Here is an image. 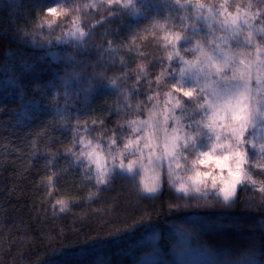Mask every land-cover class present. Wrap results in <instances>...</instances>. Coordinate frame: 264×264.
Wrapping results in <instances>:
<instances>
[{
  "label": "trees",
  "instance_id": "16d2710c",
  "mask_svg": "<svg viewBox=\"0 0 264 264\" xmlns=\"http://www.w3.org/2000/svg\"><path fill=\"white\" fill-rule=\"evenodd\" d=\"M88 2L0 0V264H135L152 228L161 230L160 256L169 261L170 226L194 213L233 217L241 235L221 239L212 230V236L191 237L192 244L237 253L250 245L264 255L260 158L246 165L255 187L240 185L230 207L215 202L206 208L167 181L154 195L124 175L98 185L94 169L75 160L81 134L104 146L113 138L121 142L131 133L128 122L145 117L174 89L169 76L157 80L174 66L161 41L165 30L186 31L182 17L189 15L173 0H137L140 15L107 0L84 9ZM205 2L219 7L220 0ZM249 2L259 13L255 24L264 26L261 0H229V11ZM77 18L87 34L83 46L65 41ZM113 79L118 88L110 86ZM121 90L130 93L127 100ZM187 101L194 109L197 101Z\"/></svg>",
  "mask_w": 264,
  "mask_h": 264
},
{
  "label": "clouds",
  "instance_id": "9594fccd",
  "mask_svg": "<svg viewBox=\"0 0 264 264\" xmlns=\"http://www.w3.org/2000/svg\"><path fill=\"white\" fill-rule=\"evenodd\" d=\"M133 2H135V8L139 9V12L135 9H128L133 15L142 14L143 10L137 4V0H119L121 5ZM173 3L179 11L189 13V15L182 17L186 21L184 25L186 31H165L161 41L164 48L163 54L167 61L175 60L178 63L179 67L175 68L177 77L180 76V70L186 69L188 65L203 69L200 73V86L207 90L208 95L200 103L195 104L191 113L185 109L181 100H175L172 103V107L175 109L172 112L175 128H170L169 132L177 138V142L169 148L168 152L172 168L168 174L169 184L174 192L185 194L184 189L187 188L188 192L185 195L207 193L209 196L223 199L221 188L227 187L231 190L237 179H241L243 183H250L254 180L246 168V165L249 164V156L245 146L257 150L259 155H261V149H264V84L258 85L254 79V83L249 87L247 83L239 79H231L232 72L224 68V62L230 60L232 55L240 52L241 49L232 48L231 52L225 55L227 49L223 43V38L227 36L231 44L235 43V40L232 39V33L237 31L235 25L237 18H239V27L243 28L244 31L241 32L238 39L243 41L246 35L252 34V43L255 45L259 43L257 35H264V33L259 32V29L264 28V26L254 25L258 14L253 11V7L247 6L251 2L244 7L240 6L239 12L236 8L235 11H230L229 23L232 27L228 30H225L220 22L225 19L226 12L229 11V0H220L218 9L214 8L211 3H206L205 0H173ZM107 4H114V0H107ZM224 4H227L228 7L221 10L220 6ZM83 7L84 9L97 8V0H89ZM193 24L196 25L195 28ZM81 31L86 33L80 27V21L77 18L73 28L67 32V36L71 37L77 46H83L84 38L87 35L81 37ZM201 31L208 37L206 42L196 38ZM217 32L220 34L215 35ZM72 33H75V36H72ZM184 37H187V40ZM212 40H215L216 43H209ZM182 41L185 42L184 49L179 47ZM197 46L202 47L203 53L211 59V66L200 52L193 55V50ZM185 52H191V58L187 57ZM257 59H264V56L258 58L253 52L251 61L254 65ZM217 69H223L227 79L221 78L217 74ZM140 70L145 76L148 75L143 64L140 65ZM165 76H168L167 67L157 77L158 81L162 82ZM139 79L138 76L137 80ZM217 80H219V86H217ZM115 81L116 83L110 86L118 88L117 80ZM174 86L176 85L173 84L172 87ZM183 90L190 94L193 92L191 85ZM121 91L127 100L130 93ZM176 109H181L185 115L198 112V118L193 120L190 130L182 123L184 116L176 114ZM158 110L157 108L150 109L148 118L154 117ZM170 111V109L165 108L164 117H168ZM133 121L139 123V120ZM151 123L149 119L150 127L147 129L149 132L151 131ZM197 125L207 135H201ZM158 135L163 139V133H158ZM79 138L83 141L84 146L80 147L78 152L73 153L75 160L83 161L86 167L91 166L94 169L96 182L101 181L100 183L97 182L98 185L107 183L108 177L112 173V156L115 155L119 161L118 152L106 155L105 151H102L100 143L94 142L86 134H81ZM201 141L203 146H200ZM126 143L127 141L124 144ZM128 149L126 153L132 157L129 160L138 161V155L132 154L131 145L128 146ZM105 158L108 161L107 167H105ZM261 161H258L257 164H261ZM168 162L165 161L166 164ZM160 170L159 166H155L146 171L140 167L139 163L133 169L134 172L138 173L136 176L143 191L149 176L158 175ZM124 171H127V166ZM128 174L132 175L131 172ZM196 188H199V192L196 191Z\"/></svg>",
  "mask_w": 264,
  "mask_h": 264
},
{
  "label": "snow or ice",
  "instance_id": "6c2138e0",
  "mask_svg": "<svg viewBox=\"0 0 264 264\" xmlns=\"http://www.w3.org/2000/svg\"><path fill=\"white\" fill-rule=\"evenodd\" d=\"M261 3H264V0H261ZM114 4H120L119 0H114ZM247 6L249 8L252 7L250 3ZM122 7L125 9L128 8L135 9V11L139 12V9L135 8V2L130 4H123ZM227 7H228L227 4L220 6L221 10ZM235 8L237 9V12H239L240 5L236 4ZM46 11L54 15L60 14L57 12L56 7H48ZM230 18H231V12L228 11L226 12L225 19L222 22L218 21L222 24V27L225 28V30H228L230 27H232V25L229 23ZM245 23H247V21H245ZM262 23H264V20H262ZM49 27H51V25H49ZM193 27L195 28L196 25L193 24ZM209 27L211 26L209 25ZM235 27L237 31H234L232 33V39L235 40L237 48L241 49V51L236 54H233L230 60H225L224 68L231 70L232 72L231 79H239L240 81L247 83L249 87H251L254 79L258 85L264 84V59H257L255 64L256 66L255 75H253L254 64L251 61V56L253 52L258 58L264 56V51H262V48H264V35H260L259 43L254 45L252 43V34L246 35L243 41H240L238 39L241 32L244 31L243 28L239 27V18H237ZM213 31H215V29H213ZM259 32L264 33V28L259 29ZM66 35H68V33H66ZM84 35H86V33L81 31L80 36L83 37ZM72 36H75V33H72ZM57 39L60 38L58 37ZM184 39L187 40V37H184ZM188 42L190 43V41ZM209 43L215 44L216 41L212 40L209 41ZM223 43L227 49V52L225 53V55H227L232 50V44L229 42V38L227 36L223 38ZM109 44H111V42H109ZM179 47L181 49H184V46H182L181 44L179 45ZM196 52H200L201 54H203L205 56V60H207L209 65L211 66V59L206 54L203 53L202 47L197 46V48L193 50V55H195ZM173 61L175 60H170V62ZM168 67H171V63L168 65ZM202 71L203 69L192 65H188L186 69L180 70V76L179 79L177 80V83L181 85L184 84L191 85V87L193 88V92L191 94L186 93L183 90L184 89L183 86L181 87L174 86L173 88L177 93H182L184 97H188L190 100L196 99V101L200 103L203 100V98L208 95L207 90L204 87L200 86V79H201L200 73ZM217 74L221 76V78L227 79L223 69H217ZM168 76L171 79L175 80L177 78L176 69L172 68L171 72H168ZM189 81L190 83H188ZM109 83L110 85H114L116 81L113 79L109 81ZM216 83L217 86H219V80H217ZM64 84L65 86H67L68 84H70V81L65 78ZM65 95H67V93H65ZM167 95L169 96V100L165 102V106L163 109L158 108L157 105H153V108L159 109L154 117H149L147 119L140 120L138 124L135 121L128 122L130 132L133 135L127 139V143L123 145V149L117 148V152L119 154V161L117 162V158L115 155L112 156V169H111L112 173H114L117 169H119L121 173L131 172L133 178L138 174L137 172L133 171L137 163H139L140 167L146 171L155 166L160 167L161 169L160 173L155 176L150 175L148 181L145 183L144 191L147 193H157L158 189L161 186L162 173H166V176L168 178L167 182L170 183L168 174L172 171V168H171L168 152H169V148L176 144L177 138L169 132L170 128L173 129L175 128L173 124V116H172V112H174L175 109L172 107V104L171 107H169V104L171 103L172 94L168 93ZM148 99L151 101L154 99V97H148ZM176 100H180V99H176ZM165 108L171 110L169 112L168 117H164L163 115ZM149 119L152 122L150 132L147 131V129L150 127ZM187 128L190 130L191 124H189ZM197 129L200 131L201 135H207V133L203 132V130L200 129L199 125H197ZM158 133H163V139H161V136L158 135ZM115 135L116 134L114 132L113 137H115ZM78 143L82 147L84 146L83 141L80 140V138L78 140ZM116 145H117V140L115 138L111 139L110 144L107 147V151L109 154L112 153V148L113 146ZM129 145H131L132 154L138 155L139 157L138 161H131L127 159V162H125L126 152L129 150L128 149ZM200 146H203L202 141ZM102 151L105 150L102 148ZM246 151L249 156V150L247 147H246ZM253 155H255V153ZM260 159H264V149H261ZM166 160L169 161L167 164L165 163ZM107 165H108V161L107 158H105V167H107ZM126 166H127V171H124ZM256 167L264 168V164H256ZM97 182L100 183L101 181L98 180ZM256 183L257 182L255 180L250 181V184L253 185L254 187L256 186ZM242 184H244L242 180L237 179L236 183L231 187V190H229L227 187L221 188V192L223 193V199H222L223 206H227V207L232 206L234 197L237 192V186ZM196 191L199 192V188H196ZM259 191L261 193H264V184L260 185ZM184 192L185 194H187L188 189L185 188ZM203 198L207 200L208 194L204 193ZM216 198L217 197H212V200H216ZM57 203L61 205L62 210L64 207H66L63 201H57ZM207 206H212L211 201Z\"/></svg>",
  "mask_w": 264,
  "mask_h": 264
},
{
  "label": "rangeland",
  "instance_id": "374dc122",
  "mask_svg": "<svg viewBox=\"0 0 264 264\" xmlns=\"http://www.w3.org/2000/svg\"><path fill=\"white\" fill-rule=\"evenodd\" d=\"M218 9L219 7H214ZM254 25L255 22H254ZM257 26V25H256ZM220 33L217 32L215 35H219ZM259 35H257V40L259 41ZM202 40V42H206L208 37L204 35V32L201 31L200 34L196 37ZM72 39L71 37L66 35L65 41H68ZM182 46H185V42H181ZM207 46V44H206ZM233 49H237V46L235 43L232 44ZM187 57L191 58L192 53L189 52V54H185ZM174 63L173 68H178L179 65L176 61H173ZM177 65V67H175ZM170 69L169 72H171L172 67H168V70ZM256 72V66H253V75H255ZM179 77H177L174 81V84L176 87H181L183 86L184 88L190 86L188 84L181 85L177 83V80ZM190 83V81L188 82ZM254 83V81H253ZM171 96V103L169 104V107H171V104L174 103L176 99H180L184 106L185 109H187L190 113L191 110L193 109L191 104L187 101L188 97H184L182 93H177L175 89L171 90L170 92ZM167 93V94H168ZM169 100V96L166 95L162 100H157L154 105H157L158 108L163 109L165 106V102ZM153 108V105L151 106L150 109ZM149 112V111H148ZM176 114L177 115H183L184 120L182 123H184L185 127L187 128L189 124L192 125L193 120L198 118V112L197 113H192L190 115H185L184 112L181 109H176ZM148 118V113L145 117H140L137 120H144ZM133 134L130 133L129 136H126L121 142H117L116 146H113L112 148V153L117 152V148L123 149L124 143L127 141V139L132 136ZM101 145V144H100ZM109 145V144H108ZM108 145H101V147L105 150V154H108L107 147ZM249 150V164H252L255 160L260 158V155L258 154L257 150L252 149L251 147L247 146ZM147 151V150H146ZM255 153V155H253ZM253 157V158H252ZM132 158L129 154L126 153V160ZM118 162V160H117ZM247 168V167H246ZM116 175H124L128 176L131 178L137 188L144 194L147 195H154L156 193H147L142 190L141 185L139 183L138 177L133 175H129L128 173H121L119 169H117L114 173H111L110 177L116 176ZM168 178L166 176V173H162L161 175V186L158 189L157 192L160 191L162 184L164 181H167ZM240 185L237 186V190ZM180 196H182L186 200H191L192 202L196 203L197 207H202L206 208L209 207L207 206L209 202L211 201V204L214 205L215 202H220L222 203V198L217 197L216 200H212V196L208 195V199L211 198L209 201L208 199L205 200L203 198V195L200 194H191V195H185L183 193H180ZM237 195V192H236ZM236 195L234 199L236 198ZM202 199L204 201H202ZM208 202V203H207ZM233 217L230 216H225L221 214H216V215H209V214H190L188 215L184 220L177 224H173L169 228V233L172 236V247L170 250V254L168 256V260L166 261L165 257L160 256L161 255V250H160V236H161V230L159 228H152L144 237V239L140 243V247L143 248L145 251L144 255L138 256L137 259L135 260V264H264V255L262 252L256 251L255 248H251L250 245L247 246L246 251L242 252H234L233 250L229 249L227 246H219V247H214L213 245H209L212 243H207L205 245L199 244L195 242L196 245L192 244L191 237L195 236L196 237L199 235L201 237H205V235H210L211 231L214 230L217 233V236L221 237L223 239L222 234L229 235L232 234H238V232H241L240 228L235 225L234 222L231 221ZM236 226V227H233ZM210 231V232H208ZM235 231V232H234ZM241 235V234H238ZM251 235V234H250ZM248 236V235H247ZM241 237V236H239ZM231 238H229L230 240Z\"/></svg>",
  "mask_w": 264,
  "mask_h": 264
}]
</instances>
